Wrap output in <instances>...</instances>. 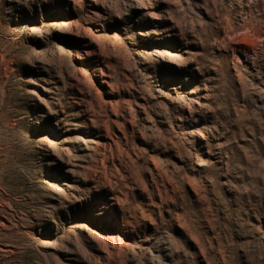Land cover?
I'll return each instance as SVG.
<instances>
[{
	"label": "rangeland",
	"instance_id": "obj_1",
	"mask_svg": "<svg viewBox=\"0 0 264 264\" xmlns=\"http://www.w3.org/2000/svg\"><path fill=\"white\" fill-rule=\"evenodd\" d=\"M0 264H264V0H0Z\"/></svg>",
	"mask_w": 264,
	"mask_h": 264
}]
</instances>
